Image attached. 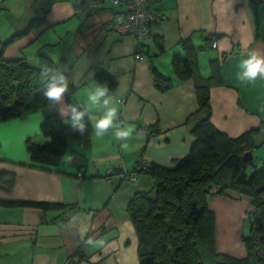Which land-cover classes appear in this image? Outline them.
Returning a JSON list of instances; mask_svg holds the SVG:
<instances>
[{
	"label": "crops",
	"instance_id": "0c3cea01",
	"mask_svg": "<svg viewBox=\"0 0 264 264\" xmlns=\"http://www.w3.org/2000/svg\"><path fill=\"white\" fill-rule=\"evenodd\" d=\"M81 2L0 0L1 43L41 17L39 6H49L43 21L3 48V57L35 63L42 53L55 62L64 59L69 79L77 86L74 96L84 103L88 91L98 84L97 69H106L117 81L112 91L118 100L119 122L133 129V145L125 150L114 130L103 137L93 130L89 147L75 146L77 159L84 160L82 167L61 162L59 171H42L30 166L23 146L29 135L40 134L42 117L35 113L22 119L14 140L21 151L0 149V264H139L137 237L126 206L135 191L150 190L153 180L141 172L136 182H128L121 172L132 163L131 154L168 167L194 143L185 123L198 109L194 83L179 80L171 65L175 53L185 54L181 40L191 43L195 71L201 76L210 75V60L220 66L221 83L210 87L214 126L231 137L260 128L264 138V80L245 84L237 79L240 62L251 51L264 53V0H157L153 7L163 19L151 27L138 51L134 36L112 28L120 7L103 0L98 9L88 11L77 8ZM158 35L165 46L160 55L154 39ZM135 52L144 59H136ZM153 54V65L173 83L165 93L153 85L148 58ZM98 115L92 109V125ZM154 123H158L156 132L150 134ZM94 147H99L96 155ZM260 151L264 158V144L255 154ZM231 193L212 197L208 205L214 213L216 251L240 258L246 254L241 238L250 225L248 214L255 207L249 198ZM20 201L60 202L69 208Z\"/></svg>",
	"mask_w": 264,
	"mask_h": 264
},
{
	"label": "trees",
	"instance_id": "16d2710c",
	"mask_svg": "<svg viewBox=\"0 0 264 264\" xmlns=\"http://www.w3.org/2000/svg\"><path fill=\"white\" fill-rule=\"evenodd\" d=\"M101 1L83 0L77 8L93 11L99 8ZM108 1L114 4L112 0ZM156 2L154 0L149 5L150 10L159 13L163 19V15L153 7ZM114 5L122 9L115 13L112 20V28L116 30L118 21H125L126 8L124 4ZM39 7H42L41 17H34L24 29L0 42V121L25 119L39 113L42 117L39 125L41 141L31 140V135L26 138L30 166L42 171H59L62 157L69 152L74 157L73 163L82 167L84 160L80 162L77 159L75 146L89 147L93 125L88 120L84 135L72 133L70 125L58 114L57 108L50 106L44 98L40 81V72L44 67L63 69L66 68L65 60L55 62L38 53L36 65L25 58L8 59L2 54L7 44L43 21L49 6ZM156 24L150 23L146 37L138 41L135 38L136 51L140 49L141 40L151 35V27ZM154 39L156 54L164 53L163 37L158 35ZM208 40H211L210 36ZM180 44L185 54L180 56L175 53L171 65L179 80H192L194 83L198 109L186 118L185 123L195 140L188 153L174 159L171 166L144 162L142 168L136 169V162L131 171L136 173L132 182L137 181V174L141 172L153 180L150 190L135 191L126 206L137 237L139 264H264V200L261 198L264 192V164L259 167L252 155L254 149L264 144V138L260 137L261 129H250L231 137L214 126L210 120V87L221 83L220 66L217 60H210V75L201 76L195 71L197 58L191 43L181 40ZM134 55L135 58L140 56L141 59L136 58L138 60L144 59L139 52ZM155 55L148 56L153 85L157 91L165 93L173 87V83L151 62ZM66 75L69 77L68 72ZM94 79L97 83H106L110 90L117 87L116 79L104 68L97 69ZM76 87L70 81L69 93L65 97L70 103L78 102L74 96ZM157 125L154 123L149 127L150 134L156 132ZM228 192L249 198L255 207L248 214L249 230L241 238L246 254L240 258L218 253L215 248L214 213L209 209L208 200L212 196H228ZM24 203L57 210L69 208L60 202H18Z\"/></svg>",
	"mask_w": 264,
	"mask_h": 264
},
{
	"label": "clouds",
	"instance_id": "9594fccd",
	"mask_svg": "<svg viewBox=\"0 0 264 264\" xmlns=\"http://www.w3.org/2000/svg\"><path fill=\"white\" fill-rule=\"evenodd\" d=\"M240 71L237 79L241 83H254L257 79L264 80V53L253 50L240 62ZM66 68L44 67L40 72V81L43 85V96L50 106L57 108L58 114L70 125L74 134L84 135L87 132V121L92 119V109H97L100 115L93 123L97 137H103L110 130H114L115 139L125 141L133 133V129L124 127L119 122L116 93L109 89L106 83H98L87 93V103L78 101L68 102L65 97L69 93L70 79L66 75ZM74 157L65 154L62 164L73 163Z\"/></svg>",
	"mask_w": 264,
	"mask_h": 264
},
{
	"label": "built area",
	"instance_id": "2783aa9c",
	"mask_svg": "<svg viewBox=\"0 0 264 264\" xmlns=\"http://www.w3.org/2000/svg\"><path fill=\"white\" fill-rule=\"evenodd\" d=\"M154 0H112L114 4H124L126 8L125 21L123 23L116 24V30L121 34L131 33L136 40H140L148 35V28L151 24L161 22V15L157 12L150 10L151 3ZM120 20V19H119ZM213 46L216 42L212 43ZM136 58L141 59L140 56ZM144 166V161L137 158L136 169H140ZM109 172L111 170H108ZM122 176L129 175L132 181H135V172L130 174L127 172H121Z\"/></svg>",
	"mask_w": 264,
	"mask_h": 264
},
{
	"label": "rangeland",
	"instance_id": "374dc122",
	"mask_svg": "<svg viewBox=\"0 0 264 264\" xmlns=\"http://www.w3.org/2000/svg\"><path fill=\"white\" fill-rule=\"evenodd\" d=\"M0 29H1V22H0ZM212 43H214V42H212ZM212 43H211V45H212ZM35 64L37 65L38 64V62H35ZM118 101V100H117ZM30 116H32V115H30ZM30 118H33V117H30ZM32 119H29V123H31L32 121H31ZM34 123V122H33ZM22 124H24V120H22V119H18V118H16V119H11V120H8V121H0V149L1 148H4V149H6V150H10V149H12L13 147H14V150L18 153L19 151H21V149L19 150V147H18V145L16 144V145H14V140L15 139H17V137H18V135H17V130L19 129V127H18V125H22ZM38 124H39V122H38ZM41 139H42V134L40 133L39 135H37L36 136V134H32L31 135V140H33V141H35V142H37V141H41ZM131 140H133L132 139V136L130 137V140H125V141H123L122 142V147H123V149H131L132 148V145H133V143H131ZM26 138L23 140V146H24V148H25V150H27L26 149ZM260 147V146H259ZM259 147H257V149L259 148ZM117 148V147H116ZM98 149H99V147H94V153H95V155L98 153ZM117 151V150H116ZM255 151H256V149H254V151H253V154H254V156H256L257 158H255L254 160H255V162L257 163V165L260 167L262 164H264V158H263V153L260 151V152H258V153H256L255 154ZM65 154H69V152H66ZM252 154V155H253ZM124 155V154H123ZM137 153H134V154H131V158H132V163L131 162H128V164L129 163H131V164H129V166H128V168H126V169H124L123 171H125V172H128V173H130L131 171H133L134 170V168L133 169H131V167L132 166H135V164H136V157H137ZM119 156L121 157V155L119 154ZM124 156H126V157H128V158H130L129 157V155H124ZM137 158H140V160H143V158L141 157V156H138ZM144 162H145V160H143ZM113 167H117V166H113ZM120 167V166H119ZM113 172V171H112ZM111 172V173H112ZM137 176H138V174H137ZM125 179H126V181H128V182H132V180H131V178H130V176L129 175H127V177H124ZM232 194H234V193H231V195ZM217 196H219V195H217ZM224 196V195H223ZM212 197H215V196H212ZM212 197H210L209 198V200L212 198ZM209 200H208V202H209ZM209 206V205H208ZM248 230H249V228H248ZM246 232H248V231H246Z\"/></svg>",
	"mask_w": 264,
	"mask_h": 264
},
{
	"label": "bare ground",
	"instance_id": "6f19581e",
	"mask_svg": "<svg viewBox=\"0 0 264 264\" xmlns=\"http://www.w3.org/2000/svg\"><path fill=\"white\" fill-rule=\"evenodd\" d=\"M211 46H212V47H215L216 45H215V46L211 45Z\"/></svg>",
	"mask_w": 264,
	"mask_h": 264
},
{
	"label": "water",
	"instance_id": "95a60500",
	"mask_svg": "<svg viewBox=\"0 0 264 264\" xmlns=\"http://www.w3.org/2000/svg\"><path fill=\"white\" fill-rule=\"evenodd\" d=\"M249 157H250V158L252 157V156H251V154H250V156H249Z\"/></svg>",
	"mask_w": 264,
	"mask_h": 264
}]
</instances>
